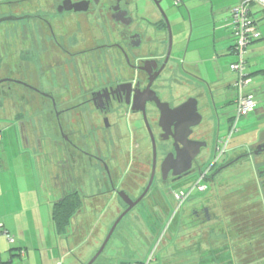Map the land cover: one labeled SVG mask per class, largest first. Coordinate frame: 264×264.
<instances>
[{
  "label": "flooded vegetation",
  "instance_id": "obj_1",
  "mask_svg": "<svg viewBox=\"0 0 264 264\" xmlns=\"http://www.w3.org/2000/svg\"><path fill=\"white\" fill-rule=\"evenodd\" d=\"M163 1L149 0L143 8L140 0H27L23 4H14L21 13L13 16L16 18L13 22H22L28 45L26 64L35 62L40 72L35 82L37 87L23 79L0 77V86L6 84L8 91H11V86L25 88L30 92L28 100L35 98L41 104V115L53 116L62 149L61 158L71 156L77 165L82 166L86 160L102 168L107 187L104 194L116 200L114 209L118 215L128 209L127 213L134 210L145 214L152 232L169 217V223L175 221V216H170L171 202L166 201L163 192L169 191V185L190 172H196L197 177L202 174V182H209L214 187L213 179L233 164L242 159L254 162L259 158L261 165L254 170L258 197L262 192L260 186L264 187V140L235 156L231 138L224 154L214 161L216 149L224 137L219 133L222 119L214 110L202 113V84L194 79L188 80L192 95L180 99V102L176 103L171 95L169 85L174 73H178V67L171 69L170 66ZM174 3L179 8V0ZM197 8L200 14V7ZM187 16L189 19L192 17L190 12ZM159 34L165 35L161 42L157 39ZM160 44L163 45L162 50L159 49ZM179 69L183 71L182 67ZM27 72L30 73L29 66ZM28 77L30 83L35 79L32 73ZM30 94L34 97L29 98ZM154 96L167 103L170 109L191 98L197 101L201 122L190 128L188 140L203 142L206 146L200 148L188 174H181L180 179L172 175V169L164 175L162 165L168 155L175 157L176 151L182 149L173 137L179 140L177 133L191 119L171 114L160 125V113L154 104H142L144 99L151 100ZM203 115H206L205 119ZM230 119L226 117L224 120L228 130ZM203 120L207 123L201 125ZM156 138L168 145L159 158ZM208 146L213 150V160L204 169L205 165L198 157ZM120 147L123 150H118ZM66 148L72 154L67 153ZM81 169L79 167L78 171ZM175 191L179 190H170L172 202H176L173 197ZM231 193L221 196L214 189V205H201L194 209L190 214L191 220L202 226L226 222L225 199ZM232 205V219H235L236 200ZM232 225L238 228L236 222ZM208 241H213L214 247H218L215 240L209 238ZM211 252L217 254V250ZM229 252L232 263L236 264L233 250ZM183 259L162 258L159 264H187L188 261ZM197 259L198 264H202V258Z\"/></svg>",
  "mask_w": 264,
  "mask_h": 264
},
{
  "label": "rangeland",
  "instance_id": "obj_2",
  "mask_svg": "<svg viewBox=\"0 0 264 264\" xmlns=\"http://www.w3.org/2000/svg\"><path fill=\"white\" fill-rule=\"evenodd\" d=\"M140 1L142 4L144 0ZM182 1L186 5H180V11L175 7L174 0L164 1L166 15L171 17V14L175 13L177 17L181 15L182 17L179 18L185 16L187 19L189 10L193 12L195 5L199 3L201 7L199 8L200 14L197 12V17L200 15L202 22L200 28H204L207 34L209 33L208 22L211 23L213 19L220 20V18H224L230 7L237 3V0ZM20 13L21 11L14 6L12 8L0 7V18L13 17ZM21 26L22 22L4 21L0 23V77H15L36 86L35 82L38 79L37 75H39L40 70L35 62L29 65L26 64L28 55L26 47L28 45L25 42L26 39ZM170 28L173 46L174 33L171 25ZM191 32L192 27L190 25ZM211 39L212 37H202L196 42L197 47L200 48L199 56L201 58H209V53L212 51V47H209L212 42ZM251 46L249 45L248 49ZM37 51H39L38 47ZM259 54L257 55H264V46L260 49ZM184 56L180 57L179 63L184 61ZM176 60L177 57L175 58V52L173 51L170 58V66H178L179 71L180 64ZM28 66L30 67V73L35 78L31 83L28 77L30 73L27 72ZM183 66L182 70L187 71L186 73L193 71L186 63ZM249 68L252 71L254 66L253 68L247 67L246 64L247 72ZM226 69L227 66L222 67V70ZM198 71L209 82L214 77L218 80L219 73L216 72V65L213 62L203 63ZM228 73L231 75L232 72L228 69ZM171 75L167 76L170 77ZM250 78L252 79L251 86L255 87L257 96L264 103V75L255 74L250 76ZM176 84L181 85V83L177 82ZM184 87L188 88L186 85ZM7 88L6 84L0 86V236H3L6 241L10 238L11 241H8V244H13V236L4 229V225L8 228L11 227L15 231V237L24 236L25 240L30 243V247L37 250V252L34 251L33 253L36 258H62L64 254H68L65 258H93L119 216L114 209V206L117 205L116 200L104 194L107 187L102 168L99 169L96 166L97 164L91 161L87 163L86 160L82 166L80 164L78 166L72 161L71 156L66 159L61 158L62 149L60 139L55 131L56 125L53 116L43 117L41 115L43 111L41 110V104L37 99L32 98V96L34 97L32 94L29 95V98H32L31 101L28 100L27 94L30 92L25 88L11 86V91H8ZM191 90L189 89L190 92ZM231 92L233 93V90ZM232 114L233 111L229 109L222 114L220 137L227 134L228 127L225 125L224 120L226 117H231ZM203 116L205 119L206 116ZM260 117L261 115L258 112L257 115L255 114V120L251 121L249 125L241 124L238 126V131L232 137L233 142L231 145L234 147L232 153L235 152V156L247 151L251 146H254L256 140L258 141L257 135L264 131V116L263 120H257ZM243 120L244 118L239 124ZM205 122L203 120L201 125ZM20 132L23 134L22 141ZM155 143L159 158L161 152H165L168 149V145L160 142L157 138ZM122 147L118 148V150H123ZM66 151L72 154L69 148H66ZM212 151L211 146H208L202 150V154L198 157L199 159L201 157V162L205 165L204 169L212 163ZM260 163L259 158L255 159L254 162L249 159H242L215 177L213 179L214 187L209 182L203 181L202 186L206 188L204 192H198L193 189L175 213L177 203L171 201L170 190H188L191 188V183L196 179L197 174L196 172H190L180 181L169 185V191L163 192L166 201L171 202L170 216H175L173 223H169L171 219L169 217L158 230L152 232L150 224L146 223L145 214L131 210L116 225L94 264H105L109 258H143L145 261L149 258L148 264H157L158 261L160 262V258H184L183 260L188 261L187 264H198L197 258H202V264H222L224 259L229 261L228 256L226 258H212L216 253L212 254L211 251L216 249V247H214L213 241H208L209 238L218 243L217 255L221 254L220 251L228 253L229 249L236 254L239 250H245L248 244L253 245V242L257 240H249L252 235L245 231V226L233 228L232 223L227 220V223L222 221L221 224L217 222L202 226L198 225L196 221H192L190 214L201 205H214V189L219 193L218 195L225 196V194L240 190L248 183L254 182L256 180L254 170L261 165ZM79 167L80 169L82 168L81 171H78ZM70 168L73 169L75 178V183L72 181L73 188L66 180L63 181L64 176L66 177L67 169L70 170ZM219 183L223 184L220 185ZM260 187L262 189L261 196L257 197L258 201L261 202V207H264V204H262L264 187ZM74 188L84 200V210L81 218L86 222L87 231L95 224L94 227L97 229V233L94 238H89L85 245L78 248L76 246L81 244V239L71 238L72 247L70 246V249L74 251L72 252L71 250L70 253L67 250L66 238L57 236V232L51 224L50 216L53 202L65 190L70 192ZM92 195L94 196L92 197ZM240 195H237L239 197L238 202L244 199V195ZM245 199L247 200L246 197ZM246 200L240 204L238 203L237 212L241 211L243 207L250 206L247 204L253 202V200H250V202L246 203ZM259 231L264 232V228H259ZM247 239L249 240L248 242ZM58 241L62 242L64 248L62 254L58 248ZM208 244L211 245L208 246ZM37 253H39V256ZM89 254L91 256H88ZM256 257L257 255L250 264H264V258ZM111 262L113 261L111 260ZM141 262L143 263V261ZM227 263L229 264V262ZM238 263L243 264V260L240 259ZM135 264H140V262Z\"/></svg>",
  "mask_w": 264,
  "mask_h": 264
},
{
  "label": "crops",
  "instance_id": "obj_3",
  "mask_svg": "<svg viewBox=\"0 0 264 264\" xmlns=\"http://www.w3.org/2000/svg\"><path fill=\"white\" fill-rule=\"evenodd\" d=\"M26 1L27 0H13V1L0 0V7L2 6V7L11 8L12 6H14V4H18V3L23 4ZM147 1H149V0L143 1L142 8L144 7V4ZM164 1H167V0H164ZM164 1H163V7L165 5ZM185 1L188 2V0H185ZM174 2H177V0H174ZM179 2L180 3L177 6H179V7H180V5L183 6V4H184L183 1L179 0ZM6 3H11V4H6ZM238 3L239 2L237 0V3L233 4L230 7L229 11L232 8H234ZM184 5H186V4H184ZM196 6L201 7V5H199V3H198L197 5H195L193 12H191L187 8V10H189V12L192 15V17L190 19L188 16H187V19L185 18V16H183V18H179L182 16L180 15L179 17H177L175 13H172L171 17L170 16L168 17L165 14L168 22H170L169 25H171L172 31L174 33V41H173V46L171 48H172V52L173 51L175 52V58L177 57V60H176L177 63H179L180 57L182 55H185L183 57V59H184V61L182 62L183 64L179 63L180 64L179 68L180 67L184 68L183 65L186 63L190 68H192L193 71H191V73H194L197 76L198 75L201 76L200 73H198L199 72L198 69L200 68V66L203 63H206L209 61L215 63L216 72L219 73L218 74L219 76L217 77L218 80H216L215 77L213 76L214 77L213 80L209 82L208 79L206 80V78H203L201 76L202 81H203V83H202V113L206 114V113L213 112V110H214L220 115V118L222 119V116H223L222 114L224 113L225 110L229 109V110L233 111V108H234L233 100H234V95H235V91L233 89V83L235 80V76L232 73H231V75L228 73L229 65L231 63H233V61L235 60L234 55H233L234 40H233L232 35H231L229 11L224 18H220V20L213 19L211 21V23L208 22L207 26H209V33L207 34L206 30L204 28L203 29L200 28L202 26V22H201L200 15H198V17H197L198 11L196 9L197 8ZM143 11H144V9H143ZM179 11H180V9H179ZM253 13H254V17H255V20L257 22V26L259 28L261 37L259 40L254 41L250 44L252 46L249 47L247 55H246L247 67L253 68V66H254L252 71L250 68H249L248 72L246 71V73L249 77L252 75H255V74L264 75V55L259 56L260 55L259 51L264 46V13L261 12L259 9H256V8L253 10ZM180 19H182V20H180ZM179 24H181V26H179ZM188 25H189V31H188ZM190 25L192 27V32L190 33L189 39L187 40L189 32H190ZM180 27L184 30L183 36L178 35ZM193 31H195V32H193ZM202 37L203 38L204 37L205 38L212 37L211 45H209V47H212V51L211 52L209 51L210 53L208 52L209 53L208 59L201 58V56H199L200 48L197 47L196 42ZM164 38H165V35H163V34H159L157 36V39L160 42ZM187 41H188V43H187ZM159 49L160 50L163 49L162 44L159 45ZM172 52L170 51V54H172ZM257 54H259V55H257ZM223 66H227V69L222 70ZM176 67H178V66H176ZM174 68L175 67H173V69ZM184 71H182V72H184ZM182 72L179 69L178 73H176V74L174 73V75H175L174 79H172V83H170V85H169L170 90H171L170 92L175 97L176 103L180 102V99H186L185 97H189L190 96L189 94H191L189 92V89H192V87L190 86V82H188V80L191 78L188 75H186L187 71H185L184 73H182ZM173 81H175V82H173ZM176 82L181 83L182 86L177 85ZM251 84H252V79H251ZM251 84L249 85L248 88H246V91L255 96V98L257 100V105H256L254 111L251 114H249L248 116H246L244 118V120L239 125H241V124L249 125V123L251 121L255 120V114L257 115L258 112L260 113L261 117L258 118L257 120H263L264 103H262L260 101L261 98H259L257 96L255 87L251 86ZM184 85H186V87H188L189 89L185 88ZM181 87H184V88H181ZM232 90H233V93L231 92ZM187 93H188V95H187ZM0 131H1V128H0ZM20 137H21V141H22V139H23L22 132H20ZM257 139H258V141L264 140V131L260 132L259 135H257ZM255 142H257V140ZM58 150H59V148H58ZM72 178H73V180H72ZM74 179L75 178H74L73 169L72 168H70V170L67 169V174H66V177L64 176L63 181L66 180L68 183L71 184V186L73 188V183H75ZM72 181H73V183H72ZM193 181H192V183H193ZM191 184H189V185H191ZM73 191H77V190L75 188L73 190H71L70 192L65 190V192L59 198L57 197L58 199H56V201L59 200L66 193H71ZM79 196H80L82 203H83V197L80 194H79ZM93 196L94 195H92V197ZM82 205H83V209L81 210V212L79 214L74 216V218L71 220L70 226L67 229V232L64 233L63 235L57 233V236L59 238L60 237L66 238L65 240H66L67 250H69L68 252H70V253H71V250H72V252L74 251L73 249H70V246L72 247L71 238L74 237L75 239H79V238L81 239V242L79 241L81 244L77 245V246L75 245L78 248L82 245H85L87 240H89V238H94V236L97 233V229L94 227L95 224L90 228V230L87 231L88 227L86 226V222L83 220V218H81L82 212L84 210V204H82ZM0 214H1V212H0ZM50 221H51V224L53 225L52 220H51V216H50ZM2 223H3V221H2ZM4 227H5L4 229L9 234H12L13 244H8V240L6 241L3 236H0V264H87L89 262V260L91 259L89 257H87V258H65V256L68 254H64L62 256V258H36V257H34L35 255L33 253H34V251L37 252V250L30 247L31 246V245H29L30 243H28L25 240L24 236L15 237V233H14L15 231H13L11 227L8 228L5 225H4ZM53 229H55L54 225H53ZM56 239H57V237H56ZM57 244H58V248L60 250V253L62 254L64 252L62 242L58 241ZM37 255L39 256V253H37ZM88 256H91V254H89ZM111 260L113 262H111ZM95 261H94V263H95ZM141 261H143V263ZM139 262H140V264H146L149 262V258H147L146 261L143 258H140V259L139 258H129V259H126V258H109L108 262L105 264H135V263H139ZM101 264H103V263H101ZM157 264H159V261Z\"/></svg>",
  "mask_w": 264,
  "mask_h": 264
},
{
  "label": "built area",
  "instance_id": "obj_4",
  "mask_svg": "<svg viewBox=\"0 0 264 264\" xmlns=\"http://www.w3.org/2000/svg\"><path fill=\"white\" fill-rule=\"evenodd\" d=\"M259 9L264 13V0H242L229 11V20L231 25V35L234 40L233 55L235 60L229 65V70L235 76L233 89L235 91L233 100V114L229 124L227 134L222 138L216 149L215 159H219L224 154L232 136L238 131L239 122L251 114L256 105L255 96L246 91L251 84V78L246 73V55L248 46L260 39L261 34L254 17L253 10ZM203 175L200 174L192 183L188 190H179L173 193L174 200L177 203L175 212L183 204L195 189L202 192L205 188L202 186ZM8 241H11L8 238ZM147 264V263H146Z\"/></svg>",
  "mask_w": 264,
  "mask_h": 264
},
{
  "label": "trees",
  "instance_id": "obj_5",
  "mask_svg": "<svg viewBox=\"0 0 264 264\" xmlns=\"http://www.w3.org/2000/svg\"><path fill=\"white\" fill-rule=\"evenodd\" d=\"M238 194H241L240 196L244 195L243 196L244 199H242L239 202H238L239 197L237 196ZM257 195H258V188L255 182H250L242 189L233 191L231 195L228 196V198L226 199L224 198L225 201H227L226 207L228 212L226 213L225 216L227 220H231L230 223L236 222L237 226L239 227L245 226L246 227L245 231L248 234L252 235L251 239L249 240L252 241L257 240L256 242H253L254 243L253 245L248 244L245 250L243 251L239 250L238 252H236V254L233 252L235 256L234 260L236 264H239L238 261L240 259L243 260V264H250L254 261L256 255H257L256 258H264V232L259 231V228H264V213H263V208L261 207V204L258 201ZM245 197L247 198V200L245 199ZM235 200L237 205L238 203L239 204L242 203L244 200H246V203L248 201L250 202V200H253V202L247 204L250 205L247 207H243L244 206L243 205L241 211L235 214L237 215L236 218L232 219V215H234L231 210L233 206L232 201ZM82 209H83L82 200L79 196L78 191L66 193L59 200L55 201L51 209L52 210L51 220L56 232L62 235L66 233L67 229L70 226L71 220L74 218V216L79 214ZM253 217H255V219H253ZM249 240L247 239V242ZM212 250L215 251L217 250V248ZM220 253H221L220 255L216 254L212 258L213 259L226 258V256L229 257L230 252L222 253V251H220ZM227 262H229V264H234L232 263L230 257H229V261H225L224 259L223 263L228 264Z\"/></svg>",
  "mask_w": 264,
  "mask_h": 264
},
{
  "label": "water",
  "instance_id": "obj_6",
  "mask_svg": "<svg viewBox=\"0 0 264 264\" xmlns=\"http://www.w3.org/2000/svg\"><path fill=\"white\" fill-rule=\"evenodd\" d=\"M154 2V0H152ZM242 0H238V2H241ZM16 18L15 17H3L0 18V23L4 22V21H14ZM163 19L166 23V28H167V32H168V37H169V45H168V57L170 56V51H171V47H172V34H171V28L169 25V22L166 18V16H163ZM179 26H181V24H179ZM184 34V30L180 27L179 28V32L178 35L179 36H183ZM190 36V32L188 35L187 40L189 39ZM188 43V41H187ZM168 57L166 59L165 62H167ZM171 69H173V67H171ZM186 75H188L191 79L200 81V83H203L202 79H199V77H197L196 74L194 73H186ZM146 102H151L154 104V106L156 107V109L159 111L160 113V118H159V122L161 125V121L164 120L165 118H167V116L171 115V114H176L178 116H187L191 119V122L186 124L182 130H179V132L177 133V135H179V140H177L176 138L173 137V140L175 143H178L182 146V149L176 151L175 157H173L172 155H168L162 165V172L164 173V175H166V173L172 169V175L177 177L178 179H180V175L184 174L187 175V171L191 168L192 163L194 162V159L196 158V156L199 154L200 148H204L206 146L205 143H201V142H195V141H190L188 140V136L191 133L190 128L195 127L197 125L200 124L201 122V116L200 114H198L197 112V101L193 98L188 99L186 102H184L183 104L179 105L178 107L174 108V109H170L167 103H162L160 102V100L154 96L153 99L151 100H147L144 99L142 101V104L145 105ZM163 131L165 130L164 128L162 129ZM153 142V141H152ZM153 151L155 153V149H154V144H153ZM181 167L179 169H175V167ZM121 195V193H119V196ZM132 205H130L129 208H131ZM129 210V209H128ZM126 210L123 214H121L117 220L114 222L112 228L110 229L106 239L104 240V242L102 243L101 247L99 248V250L96 252V254L94 255L93 258H91L89 260V262L87 264H93L94 261L97 259L98 255L103 251L106 243L108 242L111 234L113 233L116 225L119 223V221L121 220V218L127 213Z\"/></svg>",
  "mask_w": 264,
  "mask_h": 264
}]
</instances>
